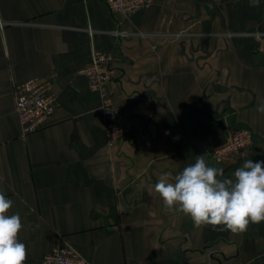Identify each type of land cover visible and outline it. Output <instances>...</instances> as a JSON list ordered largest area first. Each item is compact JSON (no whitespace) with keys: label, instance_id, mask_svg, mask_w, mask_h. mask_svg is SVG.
<instances>
[{"label":"crops","instance_id":"0c3cea01","mask_svg":"<svg viewBox=\"0 0 264 264\" xmlns=\"http://www.w3.org/2000/svg\"><path fill=\"white\" fill-rule=\"evenodd\" d=\"M94 50L113 57L116 109L138 116L114 144L82 72ZM34 76L50 79L55 110L25 134L17 86ZM233 129L250 142L218 160ZM202 154L228 177L264 160V0H154L131 13L107 0H0V192L21 217L25 264L65 243L91 264H264V222L196 227L154 191Z\"/></svg>","mask_w":264,"mask_h":264},{"label":"clouds","instance_id":"9594fccd","mask_svg":"<svg viewBox=\"0 0 264 264\" xmlns=\"http://www.w3.org/2000/svg\"><path fill=\"white\" fill-rule=\"evenodd\" d=\"M260 0H251L258 7ZM165 207L187 215L196 227L222 225L243 233L250 223L264 222V160L246 159L230 177L209 166L205 154L172 176L160 175L154 186ZM13 201L0 192V264H25L28 252L19 240L20 215H9Z\"/></svg>","mask_w":264,"mask_h":264},{"label":"built area","instance_id":"2783aa9c","mask_svg":"<svg viewBox=\"0 0 264 264\" xmlns=\"http://www.w3.org/2000/svg\"><path fill=\"white\" fill-rule=\"evenodd\" d=\"M154 0H107L113 11L131 13L152 4ZM82 72L86 74L90 87L102 92V111L110 144L118 142L131 131L138 122L137 114L130 109L117 110L112 95L106 86L118 78L113 66L111 54L94 50L89 64ZM50 79L34 76L20 82L17 86V110L25 134L43 127L55 110L54 97L50 92ZM251 132L248 129H233L227 140L217 146L213 154L218 160L244 152L250 142ZM42 264H91L73 245L65 243L45 254Z\"/></svg>","mask_w":264,"mask_h":264}]
</instances>
